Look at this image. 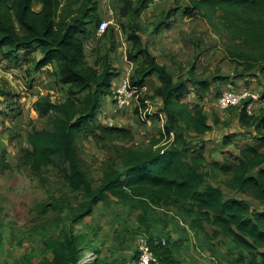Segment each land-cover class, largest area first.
Returning <instances> with one entry per match:
<instances>
[{"label":"trees","instance_id":"16d2710c","mask_svg":"<svg viewBox=\"0 0 264 264\" xmlns=\"http://www.w3.org/2000/svg\"><path fill=\"white\" fill-rule=\"evenodd\" d=\"M151 1L117 0L114 15L116 24L131 42L127 57L136 63L131 83L142 88L151 76L159 80L154 97L162 99L164 133L137 144L131 127L98 121L102 97L112 93V80L119 73L111 53L116 47L114 25L98 37L92 49L95 63L87 59V41L96 36L104 19L101 0H0V61L13 64V68L20 61L28 63L26 72L31 80H35L36 73L49 69L47 74L67 95L62 99L53 93L37 96L35 109L48 116L49 126L28 133L29 144L21 149L22 160L37 175H42L48 166L59 168L68 188L85 197L77 207L57 201L40 204L42 214L58 212L60 220L58 236L44 239L45 249L51 250L52 257H45L43 264H80L84 255L82 235L75 232L74 225L90 215L109 194L140 210L137 220L147 230L140 234L149 236L158 258L156 264H184L175 254L179 244L170 233L162 236L166 238L164 244L162 237L150 232L155 207L164 205L176 206L195 231L206 233L208 224L211 238H230L237 247L247 250L252 264H264V208L243 196L264 201V150L256 144L245 145L239 149L238 161L220 165L231 170L224 184L238 196L227 197L223 188L208 178L205 145L195 144L192 138L209 132L211 124L204 107L200 103L191 105L183 96L190 86L206 92L214 82L231 76L213 73L200 78L194 76L192 68L193 75L176 79L140 34V17ZM36 3L40 4L39 9L35 8ZM182 9L190 17L201 16L217 34L225 36V51L237 65L236 76L247 79L264 73V0H187ZM178 10L179 7H171L163 11L153 23L154 32L170 28ZM196 47L199 52V45ZM260 99L264 102V93ZM141 100L144 103L146 98ZM240 105L241 123L253 127V138L264 146V110L250 114L247 101ZM81 130L94 134L103 148L113 151L97 186L82 167L74 141ZM171 133L174 138L168 146L162 137ZM236 135H229L226 143ZM245 261V256H239L229 263Z\"/></svg>","mask_w":264,"mask_h":264},{"label":"rangeland","instance_id":"374dc122","mask_svg":"<svg viewBox=\"0 0 264 264\" xmlns=\"http://www.w3.org/2000/svg\"><path fill=\"white\" fill-rule=\"evenodd\" d=\"M186 3L187 0H161L156 4H149L140 17V34L157 60L166 64L176 79L193 75L192 68L194 76L200 78L211 77L213 73L231 76L228 80L214 82L206 92L190 86V91L183 96V100L191 105L200 103L211 124L209 132L192 138L195 144L205 145L206 169L210 172L208 178L220 185L227 197L238 196L224 184L230 177L231 170L221 168L220 165L238 161L239 149L245 145L256 144L261 150H264V146L253 138V127L247 128L241 123L239 114L242 105L222 110L218 106V99L223 91L243 86L262 95L264 73H258L256 77L248 76L247 79L236 76L237 65L225 51V36L217 34L215 28L201 16L186 15L182 9ZM116 6L117 0H101L104 19L109 21V25L116 27V47L111 53L119 73L112 80L113 91L122 76L131 77L136 64L127 57L131 44L116 24ZM171 7H179L172 26L155 33L153 23L161 17L163 11ZM35 8H38L37 4ZM196 45H199V52ZM87 48V59L94 64V52L90 47ZM19 63V66L13 68V64L0 61V264H43L45 257H52L51 250L45 249L44 239L58 236L60 220L58 212L42 214L40 204L57 201L67 203L68 207H77L85 197L68 188L59 168L48 166L42 175H37L22 160L21 149L29 144L28 133L49 126L48 116L41 115L35 109L37 96L53 93L58 99H62L67 95L53 82L54 77L47 74L49 69L36 73L35 80H31L32 76L26 72L28 63ZM9 73H13L14 77L10 78ZM158 83L157 78L147 79L146 85L138 89L135 99L124 109H117L114 105L113 92L103 96L98 121L102 124L131 127L137 144H145L152 137H161L164 133L163 120L159 114L162 99L154 97ZM143 97L147 100L144 103L141 100ZM145 110L146 114H143L142 111ZM263 110L264 102L259 98L253 112L261 113ZM233 133L237 135L230 143H226L225 139ZM173 138L172 133L170 136L164 135L162 142L170 146ZM74 141L82 167L93 185L97 186L105 163L113 151L103 148L102 142H97L94 134H87L83 130L75 134ZM131 142L127 144L130 145ZM243 196L259 208H264V204H259L247 195ZM139 212L140 210L130 208L112 194L104 201H99L90 215L74 225L75 232L82 235L84 255L80 264H136L137 238L141 232L147 231L144 224L137 220ZM151 217L153 223L150 232L157 237L167 236L171 232L172 227L169 228L168 225L170 223L177 231L186 224V219L174 205L156 206ZM206 226L207 234L198 231L204 243L197 245L203 254L196 252L194 258L195 253L187 255V263L230 264V261L239 256H245L246 261L241 264H252L247 250L237 247L230 238H211L209 235L212 228L208 224Z\"/></svg>","mask_w":264,"mask_h":264},{"label":"built area","instance_id":"2783aa9c","mask_svg":"<svg viewBox=\"0 0 264 264\" xmlns=\"http://www.w3.org/2000/svg\"><path fill=\"white\" fill-rule=\"evenodd\" d=\"M161 2V0H152L151 4H156ZM110 12L113 13V10L110 9ZM109 25V21L102 19L100 22L96 33L98 35L102 34ZM14 73V72H13ZM13 73H9L10 78H13ZM139 87L131 83V79L128 76H122L120 83L116 86V89L113 92V102L117 109H124L131 104L133 99H135V94L138 92ZM113 90V89H112ZM138 96V95H137ZM260 98L258 92L249 87L243 86L240 88H231L225 90L221 93L218 99V106L222 110H227L230 107L240 105L244 101H247L246 109L248 113L252 114L255 107L256 101ZM147 101V100H146ZM141 111V110H140ZM143 114H146V110L142 111ZM159 114L164 122L163 113L160 111ZM162 243H166V238H161ZM138 245V257L136 264H156L158 258L156 257L149 236L146 234H139L137 238Z\"/></svg>","mask_w":264,"mask_h":264},{"label":"crops","instance_id":"0c3cea01","mask_svg":"<svg viewBox=\"0 0 264 264\" xmlns=\"http://www.w3.org/2000/svg\"><path fill=\"white\" fill-rule=\"evenodd\" d=\"M38 5V8L36 9H39L40 8V4L36 3ZM20 32L21 33H24L25 31L21 28H19ZM97 34V33H96ZM98 35V34H97ZM99 36H92L88 41H87V44L86 46L90 47L91 50L94 48V46L97 45L98 43V38ZM130 44L131 42L128 41ZM88 49V48H87ZM95 55V53H94ZM132 69V68H131ZM42 73V72H41ZM149 78H156L154 76H151ZM148 78V79H149ZM159 84V83H158ZM157 84V85H158ZM163 127H164V123H163ZM256 200V199H255ZM259 202V204H264V201H259V200H256ZM252 202V201H251ZM177 216H180V215H177ZM176 216V217H177ZM185 218H187V220H189V218L184 215ZM186 221V224L184 225V227H182V229L178 230L175 229L174 225L172 223L168 224L169 225V228L172 227L171 229V232H169L171 234V238L172 240L176 241L178 244L181 245V247H179L177 245V248H176V256H178L184 264H189L186 262V256L187 255H193V258L194 256H196V252H198L199 254H203V252L200 251L197 243H204V241L202 240V238L200 237V233L195 231L193 228H191V225H190V220L189 221ZM174 222V220H172ZM175 223V222H174ZM210 226V225H209ZM211 227V226H210ZM206 229L208 230V227L206 226ZM179 241V242H178ZM182 248V249H181ZM203 248V247H201ZM200 251V252H199ZM210 252V250H209ZM210 257L214 258L212 255L209 254ZM193 264V263H191Z\"/></svg>","mask_w":264,"mask_h":264}]
</instances>
